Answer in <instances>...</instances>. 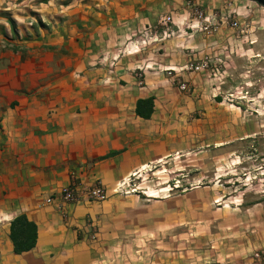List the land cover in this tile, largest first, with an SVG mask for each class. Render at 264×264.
Here are the masks:
<instances>
[{"label": "rangeland", "instance_id": "374dc122", "mask_svg": "<svg viewBox=\"0 0 264 264\" xmlns=\"http://www.w3.org/2000/svg\"><path fill=\"white\" fill-rule=\"evenodd\" d=\"M81 7L106 12L110 31L80 32ZM128 9L138 13L133 30L120 26L126 19L109 18ZM50 34L97 44L109 58L137 49L145 51L135 60L162 56L156 67L191 95L202 124L214 122L213 137L209 128L207 139L198 132L193 150L94 202L106 205L90 231L102 248L99 264H264V7L254 0H0L2 47L26 52ZM145 69L135 68L140 84Z\"/></svg>", "mask_w": 264, "mask_h": 264}, {"label": "crops", "instance_id": "0c3cea01", "mask_svg": "<svg viewBox=\"0 0 264 264\" xmlns=\"http://www.w3.org/2000/svg\"><path fill=\"white\" fill-rule=\"evenodd\" d=\"M81 10L80 32L112 28L106 12ZM110 14L116 22L126 19L120 26L135 28L133 10ZM143 51L109 58L97 44L51 34L33 40L26 52L0 44V264H99L102 248L90 231L106 205L46 198L69 185L73 171L82 183L101 180L112 193L193 150L198 132L207 139L209 128L213 137L214 122L202 124L191 95L177 91L156 67L162 68V56L132 57ZM142 66L144 84L135 72ZM151 96L154 113L143 118L137 101ZM23 213L37 223L38 241L16 253L11 221Z\"/></svg>", "mask_w": 264, "mask_h": 264}, {"label": "trees", "instance_id": "16d2710c", "mask_svg": "<svg viewBox=\"0 0 264 264\" xmlns=\"http://www.w3.org/2000/svg\"><path fill=\"white\" fill-rule=\"evenodd\" d=\"M12 27L15 29V22L11 19ZM16 30V29H15ZM222 100L221 96L217 97ZM155 110V97L140 98L137 101L136 112L143 118H151ZM11 239L14 243L16 253H23L33 249L38 241V225L31 220L27 214H19L11 221Z\"/></svg>", "mask_w": 264, "mask_h": 264}, {"label": "built area", "instance_id": "2783aa9c", "mask_svg": "<svg viewBox=\"0 0 264 264\" xmlns=\"http://www.w3.org/2000/svg\"><path fill=\"white\" fill-rule=\"evenodd\" d=\"M193 68V65H192ZM196 68H199L198 66ZM109 196L107 188L101 182L96 180L91 184H84L77 171L71 173V181L63 190L53 196L46 198V203H51L56 199L66 203H77L80 201L94 203L105 201Z\"/></svg>", "mask_w": 264, "mask_h": 264}, {"label": "water", "instance_id": "95a60500", "mask_svg": "<svg viewBox=\"0 0 264 264\" xmlns=\"http://www.w3.org/2000/svg\"><path fill=\"white\" fill-rule=\"evenodd\" d=\"M254 1H257L258 3H260L264 7V0H254Z\"/></svg>", "mask_w": 264, "mask_h": 264}]
</instances>
